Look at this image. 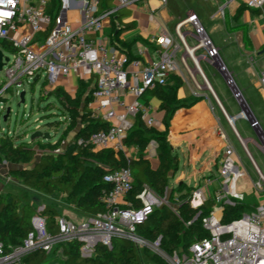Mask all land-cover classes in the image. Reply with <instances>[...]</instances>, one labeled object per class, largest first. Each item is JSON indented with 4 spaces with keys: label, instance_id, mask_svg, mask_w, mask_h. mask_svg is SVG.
Here are the masks:
<instances>
[{
    "label": "built area",
    "instance_id": "obj_1",
    "mask_svg": "<svg viewBox=\"0 0 264 264\" xmlns=\"http://www.w3.org/2000/svg\"><path fill=\"white\" fill-rule=\"evenodd\" d=\"M50 1L0 0V13H9L0 15V50L3 53L2 71L5 74L0 100L6 99L5 94L13 88L35 84L38 77V82L44 78L47 95L62 86L64 77L75 76L78 82L93 81L90 108L96 117H101L109 124V128L92 134L87 142L95 150H112L133 158L131 154L128 155L130 148L125 146V140L136 117L141 115L149 127L156 124L152 108L143 102L147 92L153 91L158 84H165L172 74L186 73L198 90L206 87L213 93L200 68L198 52L205 51L208 60L217 62L220 51L207 36L197 15L191 14L177 28V35L189 59H177L179 45H175L171 37L164 34L159 39L160 60L145 63L141 59H131L101 39L103 20L111 14L100 12L101 0H83L80 11L82 20L78 29L72 28L61 13L57 17L49 14ZM118 2L121 7H129L133 3L132 0ZM162 2L166 4L167 0ZM231 4L244 5L248 10L260 12L264 22V0H226L219 13L225 14ZM187 25L193 28L197 40L193 47L185 41ZM87 32L96 37L88 39ZM6 51L11 57H6ZM198 77L202 79V84L198 82ZM261 83L264 86V72ZM17 95L21 94L17 92ZM0 110L3 107L0 106ZM241 116L253 130L259 129V123L245 111ZM229 123L256 172L257 180H252L254 192L261 195L258 198L264 201V174L255 164L246 140L239 135L230 119ZM217 137L226 142L218 168L205 177L203 183L193 188L189 198L195 210H201L207 203L213 205L211 211L202 218V226L209 236L197 240L187 250L167 254L161 248L162 237L156 242H149L137 235V225L144 223L158 208L169 206V201L145 187L139 196L142 207H133L128 200L134 183L133 174L130 169L123 168L105 178L107 183L113 185V190L101 199L106 205L105 213L86 216L80 221L61 216L57 219V235L51 234L46 219L36 214L32 219L34 232L22 246L7 251L0 241V264H23V259L36 250L50 254L55 246L70 242L81 244L83 258H92L98 245L112 248L113 240L117 238L130 240L142 249L148 248L167 264H264V202L249 209L250 213L245 212L239 219L223 223L226 208L236 207L246 200L238 186L247 170L222 127L218 128ZM43 209L39 208V211ZM200 216L201 213L195 220Z\"/></svg>",
    "mask_w": 264,
    "mask_h": 264
},
{
    "label": "trees",
    "instance_id": "obj_2",
    "mask_svg": "<svg viewBox=\"0 0 264 264\" xmlns=\"http://www.w3.org/2000/svg\"><path fill=\"white\" fill-rule=\"evenodd\" d=\"M61 8L60 0H51L48 12L57 17ZM247 10L246 6L240 5L234 19L238 21ZM227 22L230 23V19L227 18ZM234 29L244 31L245 44L249 47L250 39L245 26L239 25ZM183 84L181 76L172 74L165 84H158L153 91L144 95L161 101V110L165 112L163 123L167 128L181 106L178 92ZM93 89V81L79 80L76 96H71L63 88L49 94L65 106L68 113L64 119L68 126L56 142L44 138L28 142L23 141L26 136L6 132L0 134L1 159L21 167L10 171V179L17 181L21 190H30L40 196L63 195L78 214L93 217L106 212V205L101 199L113 190V185L105 181L106 176L128 168L134 179L128 197L133 207H142L139 196L145 187L169 201V206L158 208L144 223L137 225L139 237L149 242H156L162 237L161 248L167 254L187 250L197 240L208 237L209 233L202 226V218L213 205L207 203L201 210L193 209L189 198L194 189L185 183L172 184L179 171V160L173 154L167 131L159 132L147 126L138 115L125 140L127 148L137 150V158H128L124 153L117 154L112 150H95L87 142L92 134L109 128V124L96 117L90 108ZM152 142L157 145V167H153L147 158ZM247 210L246 202L226 208L223 223L239 219ZM199 213L201 216L195 220ZM36 214L46 219L51 234H58L57 219L61 216L56 206L47 205L39 211L32 202L23 200L22 193L9 191L4 196L0 195V241L7 251L22 246L34 232L32 219ZM80 247V243L70 242L57 245L55 251H62L64 264H167L158 254L148 248L142 249L127 239H114L112 248L98 245L92 258H83ZM53 253L54 250L47 254L39 249L27 255L22 263L52 264Z\"/></svg>",
    "mask_w": 264,
    "mask_h": 264
},
{
    "label": "crops",
    "instance_id": "obj_3",
    "mask_svg": "<svg viewBox=\"0 0 264 264\" xmlns=\"http://www.w3.org/2000/svg\"><path fill=\"white\" fill-rule=\"evenodd\" d=\"M132 1L131 6L121 7L118 0H112L111 3L101 0V13H111L103 20L101 35V39L109 47L133 59H141L145 63L157 62L160 60L161 51L159 39L162 35L168 34L174 44L179 45L177 59H189L177 35V28L182 21L191 14H195L205 28L207 36L220 51V59L217 62L208 60L205 51L198 52L200 68L213 93L206 87L198 90L189 74H178L184 80L178 92L182 103L170 120L168 128L163 123L165 112L161 110V101L149 95L143 98L144 104L152 108V115L156 119L154 128L159 132L167 131L173 154L179 160V171L172 179V184L185 183L194 188L203 183L205 177L216 171L226 147V142L217 137L219 127L226 132L242 162L244 160L246 163L249 162V169L252 171L254 167L247 155L243 153V147L234 144L236 138L229 119L240 135L237 123L246 121L248 126L247 120L241 116L247 105L248 116L259 123V129L254 131L261 143L247 139L246 146L250 152L249 141H252L264 154V86L261 83L264 55L260 56L264 50V22L261 13L247 10L236 21L234 18L240 4H231L226 8L225 14L219 13L226 0H167L166 4L162 0ZM60 3L62 5L60 13L64 20L72 28H80L83 0H60ZM227 18L230 19V23L227 22ZM239 25L245 26L248 32L249 47L245 44L244 31L234 29ZM185 30L187 31L186 43L190 47L195 46L197 40L193 28L187 25ZM86 36L88 39L96 37L91 32H87ZM202 64L205 65V69ZM190 65H193L191 61ZM222 67H225L226 71ZM227 75L233 80L232 86L226 80ZM198 82L203 83L200 77ZM77 84L78 79L70 76L66 81L63 80L60 88H70ZM216 100L222 109L217 105ZM131 120L134 121L132 118ZM130 154L133 158L139 155L134 148L130 149L128 155ZM250 154L252 156L251 152ZM147 158L153 167L158 166L155 142L151 143ZM252 158L255 162L253 156ZM3 164L7 162L4 160ZM255 164L257 165L256 162ZM8 165H10L7 169L9 173L12 169L19 168H12L9 163ZM242 192L248 193L249 198L253 199L248 200L254 202L249 204L245 200L249 209L264 202L255 195L251 183L248 190ZM68 217L74 221L81 220L75 215Z\"/></svg>",
    "mask_w": 264,
    "mask_h": 264
},
{
    "label": "rangeland",
    "instance_id": "obj_4",
    "mask_svg": "<svg viewBox=\"0 0 264 264\" xmlns=\"http://www.w3.org/2000/svg\"><path fill=\"white\" fill-rule=\"evenodd\" d=\"M250 12V10H248ZM6 57H11L9 51H6ZM205 69V65L202 64ZM68 77H64L63 79L66 81ZM5 82V74L3 71H0V86H2ZM45 83L44 78L41 81L35 83L34 85L25 84L20 88H13L7 94H5L6 99H1L3 101L0 105L3 107V110H0V134L1 133H9L10 135H21L24 137L23 141L34 142L31 141V136L35 132L49 133L52 136V139L48 140L49 142H56L62 132L66 130L68 124L64 122L65 117H68L67 108L63 106L55 97L47 95L43 90V85ZM64 90L70 94L71 96H76L78 90V84L70 87L64 88ZM17 92L20 94L25 92V103L21 104L20 96L17 95ZM47 99H44V97ZM11 110V114L8 117L7 121H5V117L8 113V110ZM248 126H246V121H241L237 123V128L240 132V135L244 140L250 139L256 143H261L259 137L256 132L250 128V123L247 121ZM72 136V133L70 137ZM236 138V137H235ZM254 142L249 141V149L252 153V156L255 159L258 167L264 174V154L256 147ZM235 146L242 147L238 139L236 138ZM36 147V145H33ZM243 153L245 154L244 150ZM246 156V154H245ZM245 159V157H244ZM247 160V159H246ZM4 160L0 159V172H2V177H0V195L4 196L9 191L16 192L18 194L22 193V198L24 201L32 202L37 208H42L47 205L56 206L60 211V216H77L81 219L84 217L78 214L73 205L69 204L66 200V197L63 195H54L50 197L40 196L35 194L30 190H21L19 183L15 180L9 179V170L10 165L3 164ZM244 168L247 170L246 176L241 179L239 182L238 190L245 195L247 203H254L252 198H249L248 193H244L242 191L248 190L249 184L251 183L253 188V181L257 180L256 172L254 168L249 169V162L244 160L243 162ZM11 167H19L11 164ZM20 168V167H19ZM174 184V183H173ZM254 191V189H253ZM255 193V192H254ZM257 197L261 196L257 193L255 194ZM264 195V194H263ZM255 208V207H254ZM250 213V210L247 211ZM70 218V217H68ZM72 219V218H70ZM56 247H54V253L51 255L53 258L52 264H64V255L61 250L55 251Z\"/></svg>",
    "mask_w": 264,
    "mask_h": 264
},
{
    "label": "water",
    "instance_id": "obj_5",
    "mask_svg": "<svg viewBox=\"0 0 264 264\" xmlns=\"http://www.w3.org/2000/svg\"><path fill=\"white\" fill-rule=\"evenodd\" d=\"M263 55H264V50L261 52L260 56H263ZM6 61H9V59L6 58ZM3 66H4V62H3V53H2V51L0 50V71H2ZM222 69H223L224 71H226V70H225V67H222ZM38 80H39V77L36 78L35 83H37ZM226 80H227V82H228L231 86L233 85V80H232V78H231L229 75H227ZM235 91L237 92L236 89H235ZM25 95H26L25 92L21 93V95H20V99H21V103H20V105L25 103ZM237 95H238V93H237ZM248 109H249L248 106L245 105V107H244V111L246 112L247 115H249V114H248V112H249ZM10 114H11V110L9 109V110H8V113H7L6 117H5V121H7L8 117L10 116ZM42 138H44V139H46V140H50V139H51V135H50L49 133L35 132V133L31 136V141H35V140H37V139H42Z\"/></svg>",
    "mask_w": 264,
    "mask_h": 264
},
{
    "label": "snow or ice",
    "instance_id": "obj_6",
    "mask_svg": "<svg viewBox=\"0 0 264 264\" xmlns=\"http://www.w3.org/2000/svg\"><path fill=\"white\" fill-rule=\"evenodd\" d=\"M11 2V0H9ZM0 15H9V13H0Z\"/></svg>",
    "mask_w": 264,
    "mask_h": 264
}]
</instances>
